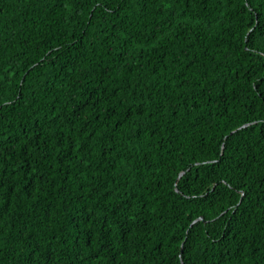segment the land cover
<instances>
[{"label": "trees", "instance_id": "16d2710c", "mask_svg": "<svg viewBox=\"0 0 264 264\" xmlns=\"http://www.w3.org/2000/svg\"><path fill=\"white\" fill-rule=\"evenodd\" d=\"M0 264H264V0H0Z\"/></svg>", "mask_w": 264, "mask_h": 264}, {"label": "water", "instance_id": "95a60500", "mask_svg": "<svg viewBox=\"0 0 264 264\" xmlns=\"http://www.w3.org/2000/svg\"><path fill=\"white\" fill-rule=\"evenodd\" d=\"M183 174H184V173L180 174V176H179V177H181Z\"/></svg>", "mask_w": 264, "mask_h": 264}]
</instances>
